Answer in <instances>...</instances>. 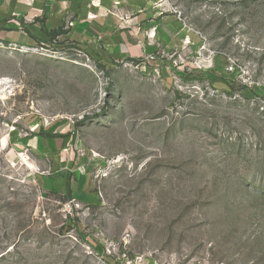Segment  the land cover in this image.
I'll return each mask as SVG.
<instances>
[{
	"label": "rangeland",
	"instance_id": "rangeland-1",
	"mask_svg": "<svg viewBox=\"0 0 264 264\" xmlns=\"http://www.w3.org/2000/svg\"><path fill=\"white\" fill-rule=\"evenodd\" d=\"M155 1L184 37L133 60L0 42V264H264V0Z\"/></svg>",
	"mask_w": 264,
	"mask_h": 264
},
{
	"label": "crops",
	"instance_id": "crops-1",
	"mask_svg": "<svg viewBox=\"0 0 264 264\" xmlns=\"http://www.w3.org/2000/svg\"><path fill=\"white\" fill-rule=\"evenodd\" d=\"M57 29L64 34L54 44L69 42L102 60H133L173 46L184 37L179 20L162 13L155 0H0L1 43L36 47L48 39L47 32ZM40 129L38 125L30 129L34 134L23 142L25 147L43 154L67 151L64 137L39 136ZM57 173L59 179L66 177ZM47 181L53 190L54 181ZM68 188L92 194L87 179L79 175L69 178Z\"/></svg>",
	"mask_w": 264,
	"mask_h": 264
},
{
	"label": "trees",
	"instance_id": "trees-1",
	"mask_svg": "<svg viewBox=\"0 0 264 264\" xmlns=\"http://www.w3.org/2000/svg\"><path fill=\"white\" fill-rule=\"evenodd\" d=\"M64 32L62 31V29H57V30H52L50 32H47L46 33V36L48 37V39L45 41V42H41V44L39 45H44L45 43H49V44H52L53 43V40L57 37V36H60V35H63ZM28 37L30 36L29 33H27ZM78 47V46H77ZM80 50L83 51V49L81 47H78ZM104 67V66H103ZM39 136L41 135H45L47 138H54V137H57L55 135L57 134H52V133H44L42 134V131L40 130V132L38 133ZM61 137H65V136H61ZM70 190V189H69ZM71 191V190H70Z\"/></svg>",
	"mask_w": 264,
	"mask_h": 264
},
{
	"label": "built area",
	"instance_id": "built-area-1",
	"mask_svg": "<svg viewBox=\"0 0 264 264\" xmlns=\"http://www.w3.org/2000/svg\"><path fill=\"white\" fill-rule=\"evenodd\" d=\"M9 47H12L13 49H22V50H26V51H30L31 53H36L38 52V48L37 47H26V46H18L16 44H11L9 45ZM125 263L127 264H144V259L143 258H134L132 260H129V261H125Z\"/></svg>",
	"mask_w": 264,
	"mask_h": 264
}]
</instances>
